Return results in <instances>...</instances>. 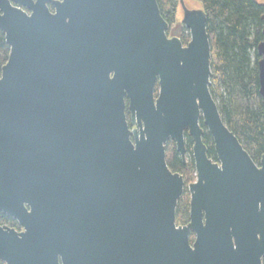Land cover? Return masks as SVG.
<instances>
[{
    "label": "water",
    "instance_id": "water-1",
    "mask_svg": "<svg viewBox=\"0 0 264 264\" xmlns=\"http://www.w3.org/2000/svg\"><path fill=\"white\" fill-rule=\"evenodd\" d=\"M179 1L187 46L157 0H0V213L22 230L0 225V263L262 264L264 156L221 117L207 14ZM257 52L264 100V41ZM186 131L197 181L181 226L166 150L185 161Z\"/></svg>",
    "mask_w": 264,
    "mask_h": 264
},
{
    "label": "trees",
    "instance_id": "trees-1",
    "mask_svg": "<svg viewBox=\"0 0 264 264\" xmlns=\"http://www.w3.org/2000/svg\"><path fill=\"white\" fill-rule=\"evenodd\" d=\"M162 16L169 23L167 34L180 36L187 45L191 36L185 26L177 28L179 0H157ZM207 14V31L211 44L210 90L217 102L221 117L239 139L252 159L259 164L264 156V100L260 94L257 48L264 41V3L258 0H193ZM10 56V47L0 30V72ZM204 129L206 127L203 126ZM205 141L211 145L210 157L217 161L214 141L206 132ZM191 142V139H190ZM192 144V142H191ZM171 151L168 162L171 169L185 176L187 184L196 179L194 161L184 165L169 141ZM166 150V151H167ZM182 197L176 209L177 223L185 224L189 218L188 201ZM0 225L19 230L17 221L0 214ZM0 264H5L1 262Z\"/></svg>",
    "mask_w": 264,
    "mask_h": 264
},
{
    "label": "flooded vegetation",
    "instance_id": "flooded-vegetation-1",
    "mask_svg": "<svg viewBox=\"0 0 264 264\" xmlns=\"http://www.w3.org/2000/svg\"><path fill=\"white\" fill-rule=\"evenodd\" d=\"M35 3L37 2V0H33ZM53 1H62V0H53ZM15 7L17 6V5H15L14 3H12ZM47 7H48V9H49V11L52 13V14H54L55 12H56V9H55V6L53 5V3H51V2H48L47 3ZM20 9L23 11V12H25L26 14H28L29 16H31L32 14H33V11L29 8V6H26V5H23L22 7H20ZM1 13V12H0ZM1 30V29H0ZM2 31V30H1ZM5 35V34H4ZM184 45V44H183ZM188 45V44H187ZM187 45H184V46H187ZM211 72H212V70H211ZM213 79V72H212V76H211V78H210V86H211V80ZM210 86H209V90H210ZM210 93H211V95H212V92H211V90H210ZM158 95H159V80H158V82H157V84H156V90H155V97L157 98L158 97ZM212 97H213V95H212ZM214 98V97H213ZM216 101V100H215ZM127 106H128V101H127ZM126 115H127V118H128V121H129V123H130V119H131V115H130V112L128 111V109H127V111H126ZM200 125H201V127L203 128V126L204 127H206L205 126V124H204V122H203V120H201V122H200ZM203 130H204V135H203V142L205 143V145L207 146V148H208V157L211 159V160H213V162H217V161H214V159H212L211 157H210V147H211V145L210 144H208L206 141H205V134H206V132H208L209 133V131H208V128L206 127V129H204L203 128ZM211 135V134H210ZM190 139H191V142H192V144H191V142H190ZM172 142V141H171ZM174 143V142H173ZM214 145V144H213ZM185 148H186V152H185V161L183 160V158H182V156H181V154L177 151V147H176V145H175V150H176V152H177V154H178V156H179V158H180V160H181V162L184 164V165H187V163H189V162H191L192 160L194 161V150H193V148H194V140H193V138L191 137V135L189 134V132L188 131H186L185 132ZM214 151H215V147H214ZM169 155H171V151L170 150H167L166 151V161H167V164H168V167H169V169L173 172V173H175V174H179V175H181L182 177H183V180H184V191H183V193H182V196H181V198L183 197L184 198V201H185V199H186V201H188L187 203H188V210H189V218H188V221H187V223H185V224H180L181 226H186V225H188L189 224V222H190V204H191V194H190V191H189V186L191 185V184H194L196 181H197V172H196V179L193 181V182H190V183H188L187 184V181H186V179L187 178H185V176L184 175H182V174H180V173H177V172H175V171H173L172 169H171V167L169 166V162H168V159H170L169 158ZM194 164H195V161H194ZM195 169H196V166H195ZM181 198H180V200H181ZM180 200L178 201V205H179V202H180ZM183 201V202H184ZM185 201V202H186ZM184 202V204H186ZM178 205H177V207H178ZM0 214H4V215H6L5 213H3V212H1ZM6 216H8V215H6ZM9 217V216H8ZM13 219V218H12ZM18 223V222H17ZM179 225V224H178ZM2 226H7V225H2ZM8 227V226H7ZM20 227V226H19ZM18 231H22L21 230V228L18 230ZM195 240H196V234L195 233H191L190 234V241H191V243L193 244L194 242H195ZM262 264H264V258L262 259Z\"/></svg>",
    "mask_w": 264,
    "mask_h": 264
},
{
    "label": "rangeland",
    "instance_id": "rangeland-1",
    "mask_svg": "<svg viewBox=\"0 0 264 264\" xmlns=\"http://www.w3.org/2000/svg\"><path fill=\"white\" fill-rule=\"evenodd\" d=\"M185 1V4L187 6L188 9L190 10H198V9H202L201 8V5L196 3L195 1L193 0H184ZM262 3H264V0H258ZM183 10H182V7L181 5L179 4V7L177 9V15H176V24L173 26V30L176 32L177 31V28H180L181 26H184L182 21H183ZM169 36V35H168ZM173 37H177V38H180V36L178 35H170L169 38H173ZM181 39V38H180Z\"/></svg>",
    "mask_w": 264,
    "mask_h": 264
}]
</instances>
